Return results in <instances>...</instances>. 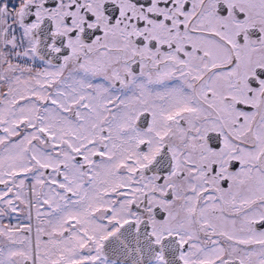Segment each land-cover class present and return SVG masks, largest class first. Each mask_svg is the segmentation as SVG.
I'll return each mask as SVG.
<instances>
[{
	"label": "flooded vegetation",
	"instance_id": "obj_1",
	"mask_svg": "<svg viewBox=\"0 0 264 264\" xmlns=\"http://www.w3.org/2000/svg\"><path fill=\"white\" fill-rule=\"evenodd\" d=\"M25 21L42 68L25 100L38 118L65 120L59 139L36 125L62 162L35 167L39 194L32 181L17 185L24 173L5 171L22 101L17 70L3 78L0 69V264H264V0H40ZM70 77L85 95L64 92ZM115 121L129 136V176L118 189L93 173ZM26 154L39 164L30 147ZM54 188L69 204L86 203L91 224L113 228L93 234L68 215L67 228L43 234L38 204L53 211L43 194ZM91 190L103 206L86 202ZM118 205L125 218L112 216ZM20 233L30 259L17 262Z\"/></svg>",
	"mask_w": 264,
	"mask_h": 264
},
{
	"label": "rangeland",
	"instance_id": "obj_2",
	"mask_svg": "<svg viewBox=\"0 0 264 264\" xmlns=\"http://www.w3.org/2000/svg\"><path fill=\"white\" fill-rule=\"evenodd\" d=\"M0 19L1 20L6 19L5 26H4V29L6 31L8 17H5V15H2V16L0 15ZM11 52H12V44L9 38L8 39L6 38L5 48L0 46V69H2L3 78L4 76L5 77L9 76L7 70L9 69L17 70V81L15 82V85L13 86L15 89L14 90L15 92H13V94L17 96V101H20V102L22 101V102L17 103V143L14 144L13 142H10V143L8 142L10 145L5 150V159H6L5 171L8 174H11L12 172H17L18 174V172L20 171L24 173V175L20 177L18 176L17 185H21L25 181H32L34 183L33 190L39 194L41 187L38 186V184L40 183V177L42 176V173L39 172V169H36L35 167L49 166V165H51L52 167H55L59 163H61L62 160H61V157L52 156L46 152L47 142L45 143L44 141H42L37 135L36 125L43 126V128H45L47 131L54 133L55 137L59 139L63 135V131L65 128V120L63 118L56 117V115L55 116L53 115L52 117L48 116L46 119L37 117L39 114L38 113L39 109L36 111L34 109L35 105L31 101L25 100L29 92V86L31 85L30 79L32 76L31 74L32 71H27L25 69H19L16 66H12L9 63V55L11 54ZM3 65H5L6 68ZM81 81L83 82V79ZM79 85L80 83H78V81H74L72 77H70L69 81L65 82L64 84L65 86L64 92L68 96L85 95L84 88L79 87ZM11 106L12 105L6 103V110H5L6 115H9V113L10 114L12 113L13 110ZM48 111H51V109H48ZM21 121H25L27 124H23V122ZM96 122L97 124L100 123L99 120H96ZM121 126L126 127V123L124 122L118 123L115 121V123L111 126L107 122L106 128L108 129L110 127H113L115 130L113 135L110 134L107 137L108 138L107 140L108 142L106 144L107 147L103 149L104 153H106L107 155V158L104 159V161H101L99 166H95L93 168V171H94L93 173L94 175H96L98 181H101L102 183H104L103 186H106V187L114 186V188H116L121 183L126 184L127 177L129 176L126 173V168H125V166L127 165L126 163L127 153H128L127 151H129L128 150V146H129L128 137L129 136L127 137L125 133H122ZM90 129L91 128L89 126L85 125L86 131L82 135V137H85V138L82 144H84L90 137L89 135V133H91ZM29 147H30L31 154H32L34 161H36L37 159L39 164L32 162L31 161L32 158L26 154V150ZM135 157H137V155ZM62 159L67 160L64 157ZM119 164H122V166L119 167ZM71 169L73 170H71L70 172L71 181H70L69 188L75 193H78L79 191L78 189L79 188L82 189V188L80 184H78L76 181L77 174L74 168L71 167ZM128 169H130V166H128ZM94 194L95 192L91 190L90 195H92V197L87 198L86 202L90 203L92 206L95 203L100 204L99 206H103L105 204V200L98 198L97 196H94ZM43 195L46 198L47 202H49V204L53 208V211H49L44 206H40L38 202L36 201L38 206L41 207L40 211H38V214L45 216L46 221H47V226H44L42 224L41 226L43 227V230L40 229V231L43 234L47 235L48 237L50 235H53L54 233L59 234V232L62 229L68 227V225L66 224V219L67 217H69L68 215H78L80 222L82 223L84 221L85 224L90 227L93 234H102L105 231L109 230L110 228H113V227H107L105 230L103 229V226L97 223L91 224L92 220L88 218V214L85 209L87 207L85 206L86 203H83L79 206L69 204L72 201L67 200L64 194H60V193L57 194L56 188H54V190H51V189L47 190V193H44ZM22 197H24L23 194H22ZM17 198H19L18 195H17ZM20 199H21V196H20ZM68 205H71L70 206L71 208L69 209L65 208ZM115 210H116V213L112 216L118 217L120 219H122L123 217L125 218L127 216V212L124 213L123 206L118 205ZM48 216H50V220H47ZM95 229L97 231H95ZM125 229L126 228L122 230L125 231ZM22 233H20V235L17 234V262L20 259H30L29 248L26 245L25 241L23 242L24 243L23 245L21 246L19 245V243H21L20 241L23 238H25ZM64 240H66L65 243L68 245V247L69 246L72 247V246L79 244V243H74L72 241H69L67 238H65ZM45 249H49V248L47 247ZM52 249L55 252H58L61 249V247L55 244L52 246ZM48 256L47 257L43 256L40 259H57L55 257V254H52L51 255L52 257L50 256L48 257ZM3 261H4V264H11L8 259H4Z\"/></svg>",
	"mask_w": 264,
	"mask_h": 264
},
{
	"label": "built area",
	"instance_id": "obj_3",
	"mask_svg": "<svg viewBox=\"0 0 264 264\" xmlns=\"http://www.w3.org/2000/svg\"><path fill=\"white\" fill-rule=\"evenodd\" d=\"M36 0H1L0 11L8 17L6 25V36L12 44V52L9 55V63L19 69L36 70L37 63L27 57L25 37L16 19L22 6L27 2ZM6 19H4L5 22Z\"/></svg>",
	"mask_w": 264,
	"mask_h": 264
},
{
	"label": "water",
	"instance_id": "obj_4",
	"mask_svg": "<svg viewBox=\"0 0 264 264\" xmlns=\"http://www.w3.org/2000/svg\"><path fill=\"white\" fill-rule=\"evenodd\" d=\"M30 9H31V8H30ZM25 10L28 11V10H29V7H27L26 9H24V10L20 13V20H21V21H22V19H23V17H24V14H25L24 11H25ZM122 233L124 234L125 231L122 230ZM119 254H121L122 256H125V257H126V256H127L126 248H124L123 250H121V251L119 252Z\"/></svg>",
	"mask_w": 264,
	"mask_h": 264
}]
</instances>
